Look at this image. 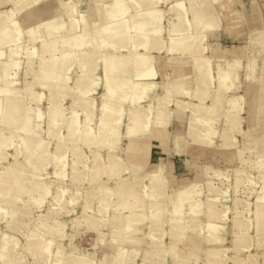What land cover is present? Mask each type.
<instances>
[{"label": "clouds", "instance_id": "obj_1", "mask_svg": "<svg viewBox=\"0 0 264 264\" xmlns=\"http://www.w3.org/2000/svg\"><path fill=\"white\" fill-rule=\"evenodd\" d=\"M9 2L0 0V6ZM92 4L93 0H29L27 7L35 23L71 7L69 20L71 28L76 29L99 11L100 4L95 9ZM161 4L168 6L166 10L160 9ZM82 5L87 6L83 16L77 11ZM119 6L134 13L133 19L140 23L134 29L122 27L113 32L114 47L100 45L84 54L87 63L82 69L86 67L87 71L81 72L75 88L67 87L66 72L61 80L54 81L58 100L54 95L50 102L46 133L39 117L31 113L21 116L18 109L9 112L0 101V141L5 147L32 148L18 175L0 173V213L9 202L13 208L18 206L16 211L5 213L0 223L6 220L9 229L25 236L29 242L26 251L39 249L41 259L36 264H137L138 259L141 264H264V0H126ZM20 35L17 32L10 43L0 46V59L8 56L11 60L26 53L31 69L32 42L22 44ZM222 38L238 40L243 45L241 54L233 57L221 48ZM4 47L9 49L7 53ZM141 48L143 55L139 53ZM123 52L128 55L122 56ZM20 63L14 61L12 66ZM101 64L103 79L97 76ZM192 67L196 71L188 73L186 70ZM241 70L247 87L258 86L255 99L247 93L244 97L239 94ZM144 71L162 78L147 92L137 86L143 84ZM101 84L105 93L96 117L91 96ZM70 96L72 108L64 109V101ZM209 100L211 105L207 104ZM78 111L86 117L83 124L77 121ZM97 118L99 124L94 130ZM122 128L127 131L122 132ZM65 130L67 135L63 134ZM43 135H47V141H41ZM125 139L127 145L123 144ZM153 139L161 140L170 154L187 157L189 170L202 181L185 189L190 198L175 199V193L168 196L166 191L158 192L154 177L142 175L143 150ZM217 140H226L235 150L232 160L239 163V168L234 173L214 171L200 155L219 147ZM52 142H56L55 153L48 152ZM84 148L89 155L84 154ZM49 161L57 165L54 180L46 172ZM65 166L71 171L66 173ZM253 172L257 175L252 176ZM233 174L238 194L241 183L245 197L256 187L259 193L255 212H250L247 199L240 212L237 200L239 222L230 231L229 209L224 201L229 199L232 186L228 181ZM145 179L152 181L148 188L143 186ZM43 181L48 184L41 191ZM110 181L116 182L115 188L108 187ZM53 188L54 194L50 191ZM205 193L207 199L202 201ZM49 196V230L37 235L39 229L34 227L32 216ZM80 202L86 208L85 216L71 225L72 233L65 237L66 225L56 229L58 216ZM169 208L175 213L183 208V212L177 217ZM133 209L141 217L134 223L149 222L146 234L139 227H113L125 211ZM201 216H212L217 228L206 231ZM89 231L97 233L95 255H83L87 250L75 243H70L71 251L64 248V239L74 241ZM165 236L171 238L169 244H164ZM229 236L231 248L225 247ZM54 239L56 251L52 252ZM0 264L27 262L12 259L5 247L0 249Z\"/></svg>", "mask_w": 264, "mask_h": 264}, {"label": "bare ground", "instance_id": "obj_2", "mask_svg": "<svg viewBox=\"0 0 264 264\" xmlns=\"http://www.w3.org/2000/svg\"><path fill=\"white\" fill-rule=\"evenodd\" d=\"M75 2V0H73ZM29 3V0H10L9 3L0 6V46H3L5 44H8L11 42V40L14 38L16 33H20V39L22 44H27L29 41L32 42L31 44V53H32V60H33V66L31 69H29L27 64V54H22L17 57H13L11 60L8 58V56H5L3 59H0V93H3V95H0V101L5 102V107L9 112H11L13 109H18L19 114L21 116L31 113L34 116L39 117L40 119H43L45 122V133L48 130V120L50 115V102L52 101L53 96H56V100H58V89L55 87L54 81L61 80L68 70L71 67H75L78 70V75L76 79L73 82V85L67 86L69 89L75 88L77 85V80L80 78V74L82 71L86 73L87 68L82 69V65H85L87 63L86 57L84 54L89 53L96 49L98 46L103 45L105 48H107L109 45L115 46L116 41L112 39V34L117 29H120L122 27H126L128 29H134L140 22L133 19L134 13L128 12L126 8L120 7L119 5H122L126 3L125 0H111L109 4H104L101 2V0H93L94 3V9L97 7V3L100 4L99 11H96L93 13V15L90 17L92 21L88 22L86 20L85 24H79L80 17L76 18V22L79 24V27L76 29L71 28V23L69 20V14H71V7L66 9H61V12L59 11L55 15H50L40 21L39 23L33 22V19L30 15L31 9L27 7V4ZM65 3H67V0H65ZM163 7V6H162ZM168 7V6H166ZM161 9V8H160ZM81 9H77V11L80 12L81 16L83 14L80 11ZM162 10V9H161ZM166 10V9H164ZM25 17L26 20H22V18ZM94 19V20H93ZM167 22V20H166ZM40 24H43L44 27L41 28ZM167 24V23H166ZM24 33H30V35H24ZM167 36V34H166ZM4 52H8V48L4 47ZM139 53L143 55L144 49H139ZM241 54V51H234L233 57L239 56ZM122 56H127V52L121 53ZM155 56L156 53H153ZM24 58V66L22 70V80H23V86H32L34 88L39 89V93L36 95H30V94H23L25 92L24 87L17 88L15 86V79L13 80V73L14 71L19 67H13L14 61H20V58ZM21 66V65H20ZM101 75L99 76L101 79L104 77V67L103 64H101L100 68ZM98 69V70H99ZM97 70V71H98ZM191 71H196L195 67L191 68ZM243 72V70H241ZM100 73V72H99ZM241 74V73H240ZM39 75V79H38ZM157 76L155 73H148L147 71H144L142 75L143 84H137L138 87L142 86L147 92L150 88V85L154 84H160V82L157 81ZM73 77V76H72ZM68 75H67V83H68ZM240 79V76L238 77ZM228 82L227 74H225V83ZM247 81L245 80L244 83L240 84V88H243L242 93L240 92V96L244 97V95L247 93L250 97L256 98L257 92H258V86L253 85L251 88L247 87ZM100 88V92L97 93L98 95V101L97 104L95 103L96 108V117H99L100 115V109L102 107V97L105 93V87L103 84H101L99 87L96 88L98 90ZM238 89V91L240 90ZM95 90V91H96ZM23 92V93H22ZM98 92V91H97ZM157 92H160V89H157ZM162 94V93H161ZM93 95V93H92ZM43 99L47 102L46 110L44 111V115L41 117L39 114L38 107L32 106L30 100H36V101H42ZM70 99V106L67 108L64 107V109H71L73 105V97H69ZM186 99V98H185ZM41 103V102H38ZM208 105L212 104V101H207ZM56 107L55 102H53V108ZM172 108H175V105L171 106ZM71 114L70 112L68 113ZM82 115V114H81ZM191 115V113H189ZM83 120L79 119V112H77V121L80 124H83L86 117L82 115ZM124 123H127V119H125ZM99 124V119L97 118L95 120V124L93 126L95 130V125ZM189 128V124H185V131H187ZM122 132L127 131L126 128H122ZM64 135H67V131L65 130ZM23 133H21V136L23 137ZM45 139H41V141H47L48 137L45 135ZM238 138H241L239 136L236 137L237 141H239ZM156 141H159L161 144V148H163L164 151H166V145L162 143L159 139H153ZM149 141L146 145V147L143 150L142 159L144 161L145 166L147 165V161L149 159V152L151 149V142ZM126 145L129 143L127 139H125ZM15 143V141H14ZM217 143L220 145L219 147L215 149H208V151L213 150H221V158L226 163H232L234 162L232 160V155L234 153V149L231 148L226 140H217ZM16 145L20 144V141L18 143H15ZM159 146V145H158ZM12 148L13 153L12 155L13 161L7 162L6 165L2 167L0 170V173H4L7 176H14L18 175L20 170L23 168V166L26 163L27 159V153L28 151H31L32 148H18L15 146H4V142L0 141V163H3L8 158V153H6V148ZM21 150L23 151V162H19L17 160L18 152L20 153ZM218 150V151H219ZM234 150V151H233ZM56 151V143L54 144L52 150H49V153H55ZM40 152H43V149H40ZM102 155L106 156V153H101ZM174 155L183 156L181 154L173 153ZM22 155V154H21ZM202 156V155H201ZM186 157V156H185ZM123 159V157H122ZM49 165L53 166L55 169V173H57V165L54 161H49ZM239 164V163H238ZM227 165V164H226ZM66 167V166H65ZM214 171L217 172H229V171H222L217 170L211 167ZM239 167L233 169L231 172H235L236 169ZM71 170V168H70ZM29 171H31L29 169ZM159 173V175H157ZM142 175H151L154 177L156 184H157V191H166L168 196H173V193H175V199H183V198H190V194L185 191L190 185L195 184L197 182L202 181H195V180H188L186 181L185 185L179 189H175L174 192H169V188L171 184H173V178L171 177L170 173V164L165 163L162 159H160L159 164L154 165L149 169L147 172H143ZM257 175V173H256ZM252 174V176H256ZM105 181H107V177L103 178ZM110 183H112L110 185ZM152 183L151 180L145 179L143 181L144 188H148V186ZM228 183L232 186L228 189V196H230V192L232 194V199L230 200V204L228 203L229 199L224 201V205L226 208L229 209V211L226 213L229 230L231 231L236 223L239 221L236 218V211L238 208L237 200L239 199V211L243 212L244 204L243 201L247 199L248 205H250V212L256 211V199H258V193L259 188L256 187L255 184H253V187H256L255 192L249 193L247 197L244 196L243 191L242 193L243 197L240 198L239 194L235 190V186L237 185V177L235 174H233V178H231ZM242 185V183H241ZM240 185V187H241ZM47 185L45 183H42L41 185V191L44 187ZM109 188H115L116 182L110 181L108 182ZM254 195H256V198H253ZM250 198H253V200L250 202ZM202 201L207 199V193L201 196L200 198ZM148 201L146 200L145 203ZM50 203V202H49ZM51 206H52V196H51ZM18 208V206H17ZM17 208H13L11 206V203L9 202L6 206H4V213H0V219L3 218L4 214L9 211H16ZM76 207L70 211H67L63 213V215H66L65 219H59L57 221L56 229L58 230L59 225H66L63 229V234L65 229H72L71 225L78 220H81L84 218L86 213V208L84 206H81L77 211ZM170 212L175 213L174 208H169ZM75 212L76 216H72L68 218V215ZM183 212V208L181 209V213ZM181 213H175L177 217L181 215ZM112 215V213H110ZM247 215V214H245ZM48 213L43 215L44 219H37L34 222V227L39 229V232H37V235L43 234L45 231L49 230V224L50 221L47 219ZM19 218V217H18ZM127 218V219H125ZM141 217L135 213V210H129L125 211L123 216L118 220L113 222V227L119 228L123 226L128 227H139L142 229V231L146 234L149 231L148 224L149 222L147 220H144L140 224L134 223L137 220H140ZM206 219V220H205ZM249 219H255V217L249 216ZM70 220V222H68ZM72 220V221H71ZM206 222H205V221ZM200 222L203 226V228L206 231H211L212 226L215 222H217L212 216H201ZM208 222V223H207ZM70 223V224H69ZM72 223V224H71ZM4 227L6 233L0 232V249H3L5 247L8 248L10 257L14 260H25L24 256H30L31 260L34 262L32 264H36V262L41 259L39 249L38 248H31L28 251H26V248L29 246V242L26 240L25 236L20 235L18 232H15L7 227V221L4 222ZM43 224L44 228H39V226ZM94 226V225H90ZM168 228H165V231H167ZM1 231V230H0ZM8 232V233H7ZM96 237H97V233ZM252 235L255 234V229H253ZM24 237V238H22ZM47 239V237H45ZM96 240V238H95ZM171 238L169 236L164 237V244H169ZM232 237L229 238V244H225V247L231 248ZM68 242V241H67ZM55 243L54 252L56 251V242ZM70 241L64 245L65 249L68 251H71L70 247ZM12 249H15V253H12ZM111 255H115L114 252L111 250H106ZM96 249H95V243L93 245L92 250L90 252L83 253V255H95ZM232 253H229V256H231ZM102 258V257H98ZM30 259V258H29ZM137 264H141V260H137Z\"/></svg>", "mask_w": 264, "mask_h": 264}, {"label": "rangeland", "instance_id": "obj_3", "mask_svg": "<svg viewBox=\"0 0 264 264\" xmlns=\"http://www.w3.org/2000/svg\"><path fill=\"white\" fill-rule=\"evenodd\" d=\"M111 0H102V3H104V4H109V2H110ZM126 1V0H125ZM163 6V7H162ZM87 6H85V5H82L81 7H80V11H81V13L83 14L84 13V10H85V8H86ZM92 7H93V9H94V3L92 4ZM160 8L162 9V10H164V9H166V6L164 5V4H161L160 5ZM60 12H61V10H60ZM93 17H94V15H93ZM24 19L26 20V18L25 17H23L22 18V20L24 21ZM94 20V19H93ZM87 21L88 22H90V21H92L90 18H87ZM91 23V22H90ZM164 23H165V25H166V20L164 21ZM165 37H166V34H165ZM232 41V40H231ZM223 42L222 44H221V46H223V47H225V46H229L230 44H232V42ZM157 55V54H156ZM20 61H21V63L19 64V67L14 71V73H13V80L16 82L15 83V86L17 87V88H21V87H24L25 89H27V90H25V91H23V92H25V93H23L24 95L25 94H30V95H36L37 93H39V89H37V88H34V87H32V86H23V78H22V68H23V66H24V58H20ZM21 65V66H20ZM78 70L75 68V67H71L69 70H68V72H67V75H68V77H69V79H68V83H67V86H71V85H73V82H74V80L76 79V77H77V75H78ZM100 72V73H99ZM97 74L100 76L101 75V70L99 69L98 71H97ZM73 76V77H72ZM243 76H244V72H241V74H240V80L242 81V83H244L245 82V80L243 79ZM157 81L158 82H160L161 80H160V78H159V76H157ZM242 90H243V88H240V90H239V93L241 92L242 93ZM98 91V92H97ZM100 92V88L98 89V90H96L94 93H93V95H92V98L94 99V101H95V103L97 104V101H98V95H97V93H99ZM30 102H31V105L32 106H36V107H38V110H39V114H40V116L42 117L43 115H44V111L46 110V107H47V102H46V100L45 99H43L42 101H36V100H30ZM38 102H41V103H38ZM70 99H66L65 101H64V104H63V107H65V108H67L68 106H70ZM79 112V111H78ZM244 115L246 116L247 115V113H244ZM79 119L80 120H83V117H82V115L79 113ZM40 122H41V127H42V130H43V132L45 133V122H44V120L43 119H40ZM244 129L245 130H247V124H245L244 126ZM65 133V132H64ZM45 135H43V136H41L40 138H42V139H45ZM239 139V141L241 140V138H238ZM124 142H126V141H124ZM15 143H18V141H15ZM56 142H52V146L51 147H49V150H52V148H53V146H54V144H55ZM126 145V144H125ZM6 151V153H8V158H7V160H5L3 163H0V170L2 169V167L4 166V165H6L7 164V162H11V161H13V159H12V155H10V154H12L13 153V149L12 148H10V147H8V148H6L5 149ZM83 151H84V154L87 156V155H89V150L87 149V148H84L83 149ZM234 151V150H233ZM23 151L21 150V154L17 157V160L19 161V162H23V153H22ZM178 156V155H177ZM172 160H174L175 162H177L178 161V159L177 158H175V157H172L171 158ZM69 163H70V161H69ZM214 169H217V170H222V171H229V172H231L233 169H235V168H237V167H239V164H238V162H233L232 164H231V166H228V167H226L224 164H222L221 163V161H219V160H217L216 161V163H215V165H213L212 166ZM65 172L67 173V172H70L71 170H70V167H65ZM46 172H47V175H48V177H51L53 180L54 179H56V173H55V169L53 168V166H51V165H49L47 168H46ZM252 174H254V175H256V172H253ZM231 178H233V175L230 177V179H229V181L231 180ZM195 181H200V179L197 177V175L195 176V179H194ZM43 183H45L46 185L48 184V181H43ZM112 183H110V185H111ZM85 186H87V185H85ZM172 187V184H171V186H170V188ZM243 184L241 185V192L243 191ZM258 189V188H257ZM256 189V190H257ZM50 191H52L53 192V194L55 193V189L53 188V189H50ZM171 191H172V188H171ZM172 192H174V190L172 191ZM230 192V196L232 197V194H231V191H229ZM229 196V201H228V203L230 204V200L232 199L231 197ZM256 195H254V197L253 198H256L255 197ZM239 197L240 198H242L243 197V195H242V193H239ZM253 198H250V202L253 200ZM258 198V197H257ZM258 199H256V201H257ZM50 202V203H49ZM81 206H83V202H80V203H78L75 207H76V210L75 211H77ZM50 207H52L51 206V196H49L48 198H47V200L46 201H44L43 203H40L39 205H38V208H37V210L33 213V216H32V219H33V222H35L37 219H39V218H41V217H43V215H45L46 213H48L49 212V208ZM72 216H76V213L75 212H73L72 214L70 213L69 215H68V218L69 217H72ZM204 217V216H203ZM58 218L59 219H65L66 218V215H63V213L62 214H60L59 216H58ZM206 220V219H205ZM204 220V221H205ZM72 221V220H71ZM68 222H70V220H68ZM206 222V221H205ZM208 223V222H207ZM217 223L218 222H215L214 224H213V226H212V230L211 231H214L216 228H217ZM70 224V223H69ZM72 224V223H71ZM4 223H0V232L2 233H6V231L7 230H5L6 228L4 227ZM230 224H228V226H229ZM67 227V226H66ZM91 227H94V226H91ZM8 233V232H7ZM71 233H72V229H65L64 230V236L65 237H68V236H70L71 235ZM96 232L95 231H89V232H86L84 235H83V237H77L74 241H70L69 239H64L63 241H62V243H63V245H65L66 246V244L70 241V243H75V244H77L79 247H81V248H83V249H86L87 250V252H90V250H92V248H93V245H94V243H95V238H96V234H95ZM22 238H24V237H22ZM229 238H230V236H229ZM229 238H228V240H229ZM68 241V242H67ZM52 242H56L57 243V241L54 239ZM228 244H229V242H228ZM55 247V243H52L51 245H50V249H51V251L52 252H54V248ZM65 248V247H64ZM253 252H255V250H253ZM86 253V252H85ZM25 257V261L27 262V264H32L34 261L33 260H31V257L30 256H24ZM30 258V259H29Z\"/></svg>", "mask_w": 264, "mask_h": 264}, {"label": "crops", "instance_id": "obj_4", "mask_svg": "<svg viewBox=\"0 0 264 264\" xmlns=\"http://www.w3.org/2000/svg\"><path fill=\"white\" fill-rule=\"evenodd\" d=\"M232 39H224L222 38L219 41V44L221 46V44L223 42H230ZM232 44H230L229 46H221V48L229 50L231 52V55L233 56V52L236 51H241V49L243 48V45L240 44V42L238 40H232L231 41ZM188 73H191V68L186 70ZM159 76V75H158ZM160 80L162 79L159 76ZM158 79V78H157ZM123 144L125 145L126 142L123 141ZM151 149L149 152V159L147 161V165L144 168V172L149 171V169L151 167H153L154 165L159 164L160 159H162L166 164L169 163L170 164V173H171V177L173 178V184H172V191L175 189H179L181 187H183L186 183V181L190 180H194L196 173L193 171H190L187 164L185 163V161L187 160V157L183 156H177L174 154H170L167 151L163 150V148H161V144L159 143V141L153 140L151 142ZM159 145V146H158ZM219 150V149H218ZM213 150V151H204L202 153H200V155H202V158L204 160L207 161V163L212 167L213 165H215L216 161L219 160L221 161L222 164H224L226 167L231 166V164L233 163H226L224 162V160L221 158V150ZM175 157L178 159L177 162H175L174 160H172L171 158ZM227 164V165H226ZM171 188H169V192H171ZM253 233V232H252Z\"/></svg>", "mask_w": 264, "mask_h": 264}]
</instances>
